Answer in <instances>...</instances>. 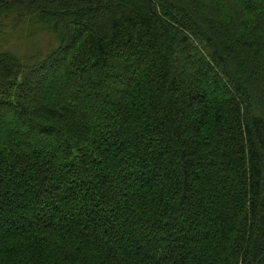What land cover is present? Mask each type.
<instances>
[{"label": "trees", "instance_id": "trees-1", "mask_svg": "<svg viewBox=\"0 0 264 264\" xmlns=\"http://www.w3.org/2000/svg\"><path fill=\"white\" fill-rule=\"evenodd\" d=\"M0 264H264V0H0Z\"/></svg>", "mask_w": 264, "mask_h": 264}, {"label": "rangeland", "instance_id": "rangeland-1", "mask_svg": "<svg viewBox=\"0 0 264 264\" xmlns=\"http://www.w3.org/2000/svg\"><path fill=\"white\" fill-rule=\"evenodd\" d=\"M23 26H25L24 22L22 23V27H23ZM22 27H21V28H22ZM20 34H23V32H21ZM25 48H26V46H25ZM18 49H20L19 46H18Z\"/></svg>", "mask_w": 264, "mask_h": 264}]
</instances>
